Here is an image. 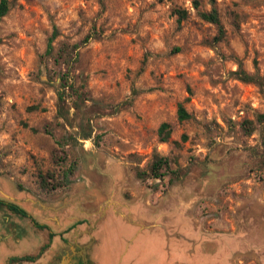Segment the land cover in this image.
<instances>
[{
    "label": "rangeland",
    "instance_id": "374dc122",
    "mask_svg": "<svg viewBox=\"0 0 264 264\" xmlns=\"http://www.w3.org/2000/svg\"><path fill=\"white\" fill-rule=\"evenodd\" d=\"M9 1L0 19V199L37 219L46 209L29 199L55 203L90 237L98 225L101 264H127L128 254L152 255L148 264H264V99L232 73L239 65L264 80V0ZM211 6L218 41L196 13ZM175 8L186 11L179 22ZM178 102L190 118L176 119ZM163 121L165 142L156 135ZM153 153L168 167L138 179ZM150 218L168 243L159 231L133 237L122 223Z\"/></svg>",
    "mask_w": 264,
    "mask_h": 264
},
{
    "label": "crops",
    "instance_id": "0c3cea01",
    "mask_svg": "<svg viewBox=\"0 0 264 264\" xmlns=\"http://www.w3.org/2000/svg\"><path fill=\"white\" fill-rule=\"evenodd\" d=\"M19 196V195H17ZM55 208L53 210H44L43 216L40 219L35 218V210H27L22 207L27 214L29 215L28 221L22 222L19 216H0V263L6 264L8 257L11 256H21L25 254H35L38 248L47 244V247L41 252V254L33 261H22L21 264H86L87 261H90L92 264H101L99 260V256L102 253L101 249L98 245L99 243V227L98 225L90 229L91 237L93 239L92 244L89 249H87L84 255L81 253V250L77 247L85 244L88 240L86 239L89 234L86 232V227L83 225V222H80L78 218H71L66 215V211H56L57 204L50 203ZM60 204V203H59ZM40 210V209H39ZM41 211V210H40ZM55 212L57 213V220L50 222L53 217H48L46 213ZM7 212V211H6ZM49 214V213H48ZM13 215V214H12ZM116 217V216H115ZM147 221L138 223L137 219L133 220L134 222H123V224L134 228V236H137L140 232H148V231H159L160 233L165 234L166 243L170 238H166V233L164 230H152L154 225H157L154 219H146ZM34 221L39 224H44L48 228H38L34 225ZM54 225L51 227L50 224ZM144 226V228L142 227ZM48 233H52L53 235L48 240ZM132 237V239H133ZM131 237L126 239V242L132 241ZM29 240L32 244L33 249L28 252H8L7 249L13 248L15 246H21L24 244V241ZM67 244L68 247H65ZM166 251H168V245L166 244ZM103 251V250H102ZM110 251L111 248H110ZM110 251L107 253L110 256ZM101 252V253H100ZM124 253L119 252L118 259L122 258L121 255ZM151 254V253H149ZM126 257L127 264H148L149 260L152 259V255L147 257H142L140 254H128ZM159 263H162L159 260ZM10 264H16L12 262Z\"/></svg>",
    "mask_w": 264,
    "mask_h": 264
},
{
    "label": "trees",
    "instance_id": "16d2710c",
    "mask_svg": "<svg viewBox=\"0 0 264 264\" xmlns=\"http://www.w3.org/2000/svg\"><path fill=\"white\" fill-rule=\"evenodd\" d=\"M193 4L196 7L197 3L195 0H193ZM9 8H10V1L9 0H0V19L6 14V12L9 10ZM173 13L176 14V21L177 22L184 19L186 16V11L183 9L175 8V9H173ZM196 13L200 19L215 25L216 35L213 37V40H215V41L220 40L224 35V30H223V27L220 23V20H219V17H218V14H217L215 7L211 6L207 11L197 10ZM232 73L234 74V76L237 79H239L243 82H250V83H253L254 85H256L258 87L259 93L261 94V96L264 99V80L262 79V77L260 75H258V73L256 71H254L252 73H248V72L244 71L238 65L237 69L232 71ZM175 113H176V119L178 121H182V120H186V119L190 118V114L186 111V109L184 108V106L182 105L181 102H178L176 104ZM256 118H257V122L264 125V112L257 114ZM241 126H242V129L247 134L251 133V131L253 130L252 122L248 119H244L241 123ZM169 133H170L169 123L165 122V121L160 122L156 128V135H157L158 141H161V142L167 141V139L169 137ZM87 137H88V135H87ZM87 137H83V138H87ZM181 137L183 138V135H181ZM163 167H165V168L168 167L167 157L159 155L157 153H153L151 156V160L148 164L147 173H146V171L145 172L135 171V175L140 180H142L143 176L146 174L149 175L150 177L157 178V177L162 175L160 169H162ZM0 205L6 206V208H8L13 213H16L20 216H26V211L13 202H10V201L4 202L3 200L0 199ZM34 224L38 227H45L44 225H39L35 222H34ZM51 236H52V234L49 233L48 238H50ZM45 246H46L45 244L42 245L38 249L36 254H32V255L31 254H25V255H21V256L8 257L6 264H10L12 262H15L16 264H21L22 261H33L38 257V255L41 253V251L44 249Z\"/></svg>",
    "mask_w": 264,
    "mask_h": 264
},
{
    "label": "water",
    "instance_id": "95a60500",
    "mask_svg": "<svg viewBox=\"0 0 264 264\" xmlns=\"http://www.w3.org/2000/svg\"><path fill=\"white\" fill-rule=\"evenodd\" d=\"M30 200V202L33 204V205H35L36 207H38V208H44V209H46V210H53L55 207L53 206V205H51V204H46V203H41L40 201H38V200H35V199H29ZM92 241H93V239L92 238H90L85 244H83V245H80V246H78L77 248L78 249H80L81 250V253L84 255V253L83 252H85L87 249H89L90 248V246H91V244H92ZM86 264H92L90 261H87V263Z\"/></svg>",
    "mask_w": 264,
    "mask_h": 264
},
{
    "label": "flooded vegetation",
    "instance_id": "af4514ba",
    "mask_svg": "<svg viewBox=\"0 0 264 264\" xmlns=\"http://www.w3.org/2000/svg\"><path fill=\"white\" fill-rule=\"evenodd\" d=\"M1 200H2V199H1ZM3 201H4V202H7V201H5V200H3ZM10 202H12V201H10ZM13 203H14V202H13ZM15 204H16V203H15ZM17 205H18V204H17ZM0 206H3V207L6 208V206H4V205H0ZM18 206H19V205H18ZM19 207H21V206H19ZM21 208H22V207H21ZM22 209H23V208H22ZM6 210H7V212H10L9 214H13V215L15 214L16 216L23 217V218H29V215L27 214V212H26V216H20V215H18V214H16V213H13V212H12L11 210H9L8 208H6ZM50 221L52 222V220H50ZM34 222L37 223L36 221H34ZM37 224H39V223H37ZM34 225H35V224H34ZM39 225H44V224H39ZM35 226H36V225H35ZM44 226H45V227H38V226H36V227H38V228H48L46 225H44ZM53 227H54V225H53ZM48 234H49V233H48ZM51 234H52V233H51ZM52 235H53V234H52ZM50 238H51V237H50ZM50 238H48V240H49ZM89 238H90V236H87V237H86L87 240H88ZM43 245H44V244H43ZM45 245H46V246L44 247V249L47 247V244H45ZM65 245H66L65 247H68L67 244H65ZM41 246H42V245H41ZM41 246H40V247H41ZM40 247H39V248H40ZM39 248H38V249H39ZM44 249H43V250H44ZM43 250H42V251H43ZM37 251H38V250H37ZM37 251H36V253H37ZM42 251H41V252H42ZM36 253H35V254H36ZM40 254H41V253H40ZM40 254H39V255H40ZM39 255H38V256H39ZM25 262H27V261H25Z\"/></svg>",
    "mask_w": 264,
    "mask_h": 264
}]
</instances>
